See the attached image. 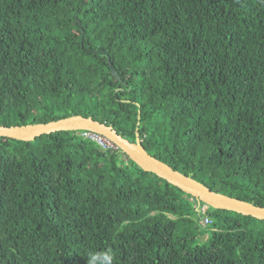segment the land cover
<instances>
[{
	"label": "trees",
	"instance_id": "obj_1",
	"mask_svg": "<svg viewBox=\"0 0 264 264\" xmlns=\"http://www.w3.org/2000/svg\"><path fill=\"white\" fill-rule=\"evenodd\" d=\"M71 115L264 207V0H0V124ZM81 132L0 136V264H264V220Z\"/></svg>",
	"mask_w": 264,
	"mask_h": 264
},
{
	"label": "water",
	"instance_id": "obj_2",
	"mask_svg": "<svg viewBox=\"0 0 264 264\" xmlns=\"http://www.w3.org/2000/svg\"><path fill=\"white\" fill-rule=\"evenodd\" d=\"M62 130H89L96 132L117 145V147L143 170L152 172L177 186L208 207L227 209L264 220V207L240 200L212 190L205 184L191 178L149 154L141 144L138 135L130 141L120 135L112 125L100 122L91 116L71 115L40 123L6 126L0 124V136L20 140H33L37 136Z\"/></svg>",
	"mask_w": 264,
	"mask_h": 264
},
{
	"label": "built area",
	"instance_id": "obj_3",
	"mask_svg": "<svg viewBox=\"0 0 264 264\" xmlns=\"http://www.w3.org/2000/svg\"><path fill=\"white\" fill-rule=\"evenodd\" d=\"M81 135L83 137H86V138H89V139L95 141L104 149H118L116 144H114L113 142L108 140L106 137H104V136H102L96 132L89 131V130H82ZM206 208H208V206L203 204L201 207V211L204 212L206 210ZM210 222H211V220L208 216H204L201 220V223L203 225H208Z\"/></svg>",
	"mask_w": 264,
	"mask_h": 264
},
{
	"label": "clouds",
	"instance_id": "obj_4",
	"mask_svg": "<svg viewBox=\"0 0 264 264\" xmlns=\"http://www.w3.org/2000/svg\"><path fill=\"white\" fill-rule=\"evenodd\" d=\"M114 257L111 252H90L88 254V264H113Z\"/></svg>",
	"mask_w": 264,
	"mask_h": 264
},
{
	"label": "rangeland",
	"instance_id": "obj_5",
	"mask_svg": "<svg viewBox=\"0 0 264 264\" xmlns=\"http://www.w3.org/2000/svg\"><path fill=\"white\" fill-rule=\"evenodd\" d=\"M119 149V148H118ZM206 237H207V234H205V235H201V236H199V237H196L195 239H196V242L197 243H201V242H203L205 239H206Z\"/></svg>",
	"mask_w": 264,
	"mask_h": 264
}]
</instances>
